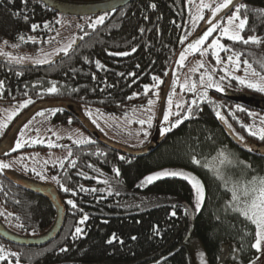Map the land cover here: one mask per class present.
I'll use <instances>...</instances> for the list:
<instances>
[{"label":"trees","instance_id":"obj_1","mask_svg":"<svg viewBox=\"0 0 264 264\" xmlns=\"http://www.w3.org/2000/svg\"><path fill=\"white\" fill-rule=\"evenodd\" d=\"M153 4L155 8L151 7ZM240 4L246 6L240 16L248 17L241 34L244 38L255 35L264 40V15L258 11L264 9V0H244ZM192 6L193 1L189 0H133L108 13L102 24L79 30L67 54L60 53L56 60L16 64L0 58V82H3L0 105L31 101L5 127L0 138L23 111L40 100H68L83 107L96 105L122 115L153 96L151 88L147 93L144 88L156 83L153 77L162 81L157 85L161 96L179 51L192 35ZM60 16L63 15L38 0H27V4L22 0H0V41H19V48L36 51L56 32ZM92 16L88 17L95 18ZM32 24L39 27L33 31ZM21 35L33 39L20 40ZM182 37H186L183 43ZM225 43L232 53H240L241 60L249 61L256 71L264 74L257 63L264 58V44L245 45L228 39ZM233 84L237 87L236 81ZM53 86L57 91L49 92ZM243 89L264 97V93ZM238 105L244 111H238ZM216 111L224 116V121L217 118ZM249 112L254 115L249 116ZM187 113V119L180 113L182 122L176 127H171V123V130L163 134L162 141L144 156L122 154L98 141L72 142V146L66 147L67 159L55 164L50 174L56 177L52 185L65 212L61 231L50 242L35 246L17 245L0 237L5 257L0 264H189L186 238L194 198L191 185L181 177L171 176L151 184L140 183L147 172L169 165L194 169L205 186L206 198L201 211L193 215L192 231L201 240L208 263L219 264L223 247L221 257L227 264L248 263L257 255L251 248L255 226L227 205L231 200L230 189L236 182L264 176V155L255 151V147L264 148V141L241 127L251 125L255 119L259 124L254 122L253 130L264 127L260 125L264 111L214 92ZM48 119L52 124L81 126L60 108L54 109ZM149 130L153 139L159 137L154 127ZM20 152L24 149L12 152V156ZM221 152L231 163H221ZM193 156L198 164L192 163ZM114 168L119 170V176ZM61 184L69 191H63ZM68 200L76 207L67 204ZM0 207L22 236L46 232L56 218V209L47 198L9 181L3 171H0ZM173 211L175 216L170 215ZM85 215L87 219L79 223ZM77 227L82 233H76ZM113 233L118 239L108 244Z\"/></svg>","mask_w":264,"mask_h":264},{"label":"rangeland","instance_id":"obj_2","mask_svg":"<svg viewBox=\"0 0 264 264\" xmlns=\"http://www.w3.org/2000/svg\"><path fill=\"white\" fill-rule=\"evenodd\" d=\"M192 1V35L176 57L173 65L174 67L170 74V81L166 90V97L160 118H158V113L159 99L161 96H159L158 87L155 83L148 87V89L151 88L153 91V96L151 98L141 105L132 107L130 111L122 115L106 112L96 105H90L88 107H83L80 104L76 105L75 109L79 110L82 118L85 120L92 133L83 126L76 124H52L49 121L48 116L52 114L54 109L41 108L30 118L25 120L14 133L12 137L13 148H17V141H20L23 145L31 142L34 143L42 141L44 138L51 139L52 137H56L62 142L70 140L75 144H82L76 143V141L87 140L90 142L96 141L98 138H103L111 143L119 144L133 150H139L151 145L153 142V136H151L149 130L150 127L147 123L149 117H152L151 127H154L155 131L158 130L157 133L161 136L163 135L161 134L162 128H169L171 123H174L177 119L182 120L183 116H177V113H182L184 116L187 115L189 107L194 106L199 101L211 98L214 92L231 95L249 94L246 89H243V87L246 86L239 84L238 81L232 77H245L249 80H256L258 77H253L250 73L246 76L243 64L244 60H241L240 58L239 68H235V66L228 61V57L233 55L231 51H220L218 53L221 63H217V60L213 58L211 55V49H209L203 56L199 51L195 53L189 51L186 53V59L183 63H178L180 54L185 51L189 43H191L194 39H197L205 30H207L209 27L208 20L213 19L211 17L210 10L205 9L203 12L204 17L206 16L205 19L198 20L194 23L193 17L196 14L197 6L199 5L200 0ZM205 3H212V0H205ZM213 6L215 5L213 4ZM231 14L232 13H229L227 16H230ZM98 16L102 15L92 16L95 18H89L88 16H60V23L56 32L46 40L45 44L40 45L36 51L19 48V41H7V43H5V41H0V58H4L5 60L16 64L47 63L57 57L60 53H63L61 49L66 47L69 49L70 47H68V45H72L74 43L75 39L79 35V30H83L85 26L94 24L95 19ZM227 16H225L223 22H226ZM90 19L93 20L90 21ZM236 23H238V21ZM214 38H219L220 42L225 45L227 49H229L225 43L226 38L220 37L219 32H214L210 40L208 38V40L205 41V44L201 47H207V45L210 44ZM25 39L28 38H24L23 40ZM201 62L204 65L203 67H199V63ZM209 75L212 77L215 84L220 85L221 90L218 91L215 87L205 88L201 85V77L203 76L204 83L207 84ZM221 77H223V79H221ZM233 80L236 81L237 87L233 84ZM193 84L196 86L195 91H190L189 88H191ZM181 85H185V87L182 89ZM205 92L207 95L202 98V94ZM170 94L171 105L169 104ZM149 100L154 101V103L149 105ZM193 101H195V104H193ZM22 104H24V102L0 105V124H5L6 126L9 125L12 119L19 113L22 108ZM177 104L181 105V107L178 108ZM166 110L172 113L169 117V121H164L163 119V115ZM9 117H11V119H9ZM141 120L145 121V123H139ZM254 122L259 124V121L256 119ZM254 122L251 126L254 125ZM4 129L5 127L0 129V136L4 132ZM253 129L255 128L253 127ZM145 132L148 133L146 136L144 135ZM68 155V148L54 150L47 155L38 154L37 152L30 153L28 151L20 152L12 157H0V163L9 165L7 168H0V171L12 175V177L16 178L18 182L28 184L39 189H45L47 185L53 183L52 176L47 173L48 169L56 166L55 164L65 161ZM163 170L191 173L202 182V179L194 169L181 165H169L158 167L147 172L141 177L140 183L145 176ZM41 177H43V179ZM194 213L193 198V203L190 207L189 232L186 238V250L189 257V264H201L200 253L204 254L203 259L205 264H209L201 240L192 231ZM0 223L3 227L10 230L12 234L20 235L15 227V223L1 207ZM222 255H224V247L220 252L219 264H227L221 257ZM257 257H259L257 264H264V254L258 252L257 255L250 261L256 260ZM249 262L246 264H249Z\"/></svg>","mask_w":264,"mask_h":264},{"label":"snow or ice","instance_id":"obj_3","mask_svg":"<svg viewBox=\"0 0 264 264\" xmlns=\"http://www.w3.org/2000/svg\"><path fill=\"white\" fill-rule=\"evenodd\" d=\"M22 3L27 4V0H22ZM189 3H192V0H189ZM213 4L215 6H213ZM231 7L235 8V11L232 12L230 16H227L226 22H221V23H216V19L218 18V14L223 12L225 9H230ZM151 7L155 8V5H151ZM246 8L245 5L243 4H238L234 5L233 0H212V3H205V0H200L199 5L197 6V11L196 14L193 17V22L195 23L198 20H204L205 17L203 15V12L205 9H209L211 12V17L213 19L208 20L209 27L207 30L203 32L202 35H200L197 39H194L191 43L188 44L187 48L185 49L184 52L180 54V59L178 63H183V61L186 59V53L187 52H192L195 53L197 51L200 52V54L203 56L205 55L209 49H211V55L213 58L217 60V63H221V60L219 58L218 53L220 51H230V49H227L225 45H223L220 42L219 38H214L212 39L211 43L207 45V47L202 48L201 46L205 44V41L208 40L210 36L213 35L214 32H219L220 37L226 38L230 41L233 42H241L245 45L247 44H253V45H262L264 44V40L261 38L251 35L248 36L247 38H244V36L241 34L244 29L246 28L247 22H248V17L247 15L241 17L240 16V11L241 9ZM261 12L262 15H264V9L258 10ZM19 15V13H17ZM108 15L107 12H105L104 15L98 16L95 19L94 24L90 25L92 27H95V25L102 24L104 22L105 17ZM25 20H27V16L24 17ZM238 21V23H236ZM59 22V21H58ZM39 25L37 24H32L31 29L35 31ZM45 27H48L47 24H45ZM143 31V29H141ZM20 40H23L24 37L21 35L19 37ZM28 39H33L32 37H29ZM184 39L186 37L181 38V42L183 43ZM7 43V41H5ZM15 47V45H14ZM68 47H71V45H68ZM61 51L65 52L67 54L68 48H63ZM132 51H135V48H133ZM119 55H128V53H119ZM240 53H233L232 56L228 57V61L235 66V68H239L240 65ZM22 59V58H21ZM257 63H259L260 67L264 69V58H260L257 60ZM97 64L99 65V61H97ZM244 70L246 73V76L250 73L251 76L253 77H258L256 80H249L245 77H239V76H233L232 78L238 81L239 84L244 85L250 89H253L257 92L264 93V74L261 72L256 71V69L253 67L249 61L244 60ZM203 63H199V67H203ZM133 75V74H130ZM167 75V73H165ZM155 82L156 85L161 83L162 81L159 80L158 77H153L152 78ZM223 79V77H221ZM175 83V81H174ZM3 82H0V87H2ZM154 85V86H156ZM201 85L205 88L208 87H215L218 91L220 89L219 84H215L212 80V77L209 75L208 76V82L207 84L204 83V78L203 76L201 77ZM185 85H181V88L183 89ZM145 88V93H147L148 90V85L144 86ZM195 84L189 88L190 91H195ZM49 92H56L57 89L55 86L52 88L48 89ZM136 94L134 93L133 96ZM207 93L202 94V98L206 97ZM130 97L129 99H131ZM31 103V101H26L24 104L21 105V107L26 106V104ZM154 101L149 100L148 104L152 105ZM169 104L171 105V94L169 95ZM193 104H195V101H193ZM177 107H181V105L177 104ZM238 111H244L243 108H241L239 105L237 106ZM189 113H191V107L188 109ZM172 115V113L168 110L164 112L163 119L164 121H169V117ZM179 116V113L176 114ZM249 116H253L254 113L249 112ZM216 116L218 119L224 121L225 118L219 111H216ZM188 116H185L184 119H187ZM11 119V117H9ZM151 122H152V117L148 118V126L151 127ZM182 122L181 119H177L174 123H172L171 127H176ZM261 124L264 125V117L261 118ZM139 123L144 124L145 121L141 120ZM225 123H227L225 121ZM3 127H6L5 124H0V129ZM230 127V125H229ZM241 127L245 129L249 133V135L258 138L261 141H264V127H260L257 130H253V126L251 125H244L241 124ZM170 128H162L161 129V134H164L167 131H170ZM148 133L145 132L144 135L146 136ZM241 140H243V137H240ZM88 141H76V143H87ZM23 145L20 143V141H17L16 147H22ZM249 150L251 151L252 149L249 147ZM220 157L223 158L221 163H224L227 161V163H231L230 160L225 157V154L223 152L220 153ZM123 159V157H121ZM75 162H73L74 164ZM192 163L193 164H198L199 161L196 159L195 156L192 157ZM240 163H244L241 161ZM246 167H250V165H245ZM9 165L0 163V168H7ZM113 171L116 173L117 176L120 175L118 169H113ZM181 177L184 180L188 181V183L191 185V188L194 192V211L196 213H199L202 208V204L205 201L206 198V193H205V186L204 184L194 175L191 173H184L183 171H169V170H163L159 172L152 173L148 176H145L144 179L141 181V185L144 184H151L155 180H159L163 177ZM43 179V177H41ZM217 178L220 179L222 178L219 174L217 173ZM52 179H56V177H52ZM107 181H105L106 183ZM61 189L65 192L69 191L66 187H64L61 184ZM83 190V189H82ZM231 191V200L228 202V207H231L233 211L238 212L241 216L245 217L252 225L255 226V240L254 243L251 244V248L255 249L256 252L264 254V176H253L251 180L248 181H238L236 182L233 187L230 189ZM75 194V193H73ZM67 204L71 205L73 208L76 207L75 203L72 200H68ZM185 214H188V209H185ZM170 215L175 216L176 213L173 211ZM87 219V215L81 219L79 223H84V221ZM76 233L80 234L82 233V229L77 227L76 228ZM153 231L156 232L157 229L153 228ZM118 237L116 236L115 233L112 234V236L107 240L108 244H112L113 241H116ZM133 240L136 239L135 236L132 237ZM120 243H123V241H120ZM67 249H61V251H66ZM10 255H18L16 253H10ZM201 256V264H205V261L203 259L204 254L200 253ZM5 259L3 255L2 249H0V260ZM259 260V257L256 258V260L250 261L249 264H257V261Z\"/></svg>","mask_w":264,"mask_h":264},{"label":"water","instance_id":"obj_4","mask_svg":"<svg viewBox=\"0 0 264 264\" xmlns=\"http://www.w3.org/2000/svg\"><path fill=\"white\" fill-rule=\"evenodd\" d=\"M42 4H44L49 9L55 11L58 14H61L63 16H76V17H83V16H92V15H99V14H105L114 12L120 8H123L133 0H38ZM244 0H233L234 5H238L242 3ZM235 8L230 6V9H225L223 12L218 14V18L216 19V23L219 22L222 18L227 16L229 13H231ZM55 58L54 60H56ZM171 74V71H170ZM170 74L167 77L165 86L163 88L160 102H159V113L158 118H160V115L163 110V105L166 97V90L169 85V79ZM223 96L228 98L230 101L236 102L238 104L244 105L246 107H250L252 109L264 111V97L256 95V94H237V95H231V94H224ZM77 103L74 101H68V100H59V99H52V100H40L35 102L31 107L23 111L11 124L7 132L4 134V136L0 139V157L6 155L5 153L10 152L12 149V152H15V148L12 146V137L14 133L17 131V129L22 125V123L30 118L37 110L41 108H48V109H62L65 111L68 115L74 117L84 128L88 129L91 133L92 131L89 129L87 123L82 118L79 110L75 109ZM158 131V130H157ZM157 137L156 139H153V142L151 145L139 149V150H133L127 147H124L119 144L111 143L103 138H98L96 141H98L100 144L115 150L119 153L126 154L132 157H138V156H144L150 153L161 141L163 138V135H158L156 133ZM235 140L234 138H232ZM247 144V143H244ZM243 145V144H242ZM241 145V146H242ZM244 147V145L242 146ZM255 151H258L261 155H264V148H258L255 147ZM4 174L7 176L9 181L15 183L19 187L31 191L35 194L42 195L43 197L47 198L55 207L56 209V218L52 225V227L47 230L46 232L37 235V236H22V235H16L12 234V232L5 227L2 226L0 223V237L7 242L14 243L17 245H27V246H35V245H44L48 242H50L54 237H56L59 232L62 229V225L64 222L65 212L62 200L55 188L54 185L50 184L47 185L45 189H39L36 187H33L28 184H24L21 182H18L16 178L12 177V175L4 172Z\"/></svg>","mask_w":264,"mask_h":264},{"label":"flooded vegetation","instance_id":"obj_5","mask_svg":"<svg viewBox=\"0 0 264 264\" xmlns=\"http://www.w3.org/2000/svg\"><path fill=\"white\" fill-rule=\"evenodd\" d=\"M72 144L73 143L70 140L69 141L66 140L65 142H62L59 139H57L56 137H52L51 139L44 138L42 141H38V142H34V143L31 142V143H28V144H23L22 147L15 148L14 151L22 148V149H24V152H27V151L30 152V153L37 152L38 154H40L41 151L43 153L44 152H51V151H54V150H59L61 148L70 147V146H72ZM5 154L6 155L2 156L3 158L12 157V149H11L10 152H7ZM51 169L52 168L48 169V171H47L48 174H51V172H52Z\"/></svg>","mask_w":264,"mask_h":264}]
</instances>
